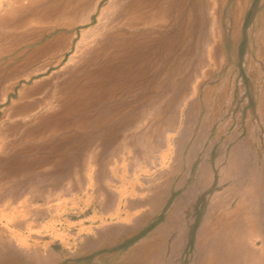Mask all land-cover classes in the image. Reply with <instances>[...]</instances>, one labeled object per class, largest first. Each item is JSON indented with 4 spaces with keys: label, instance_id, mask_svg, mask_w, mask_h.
Returning <instances> with one entry per match:
<instances>
[{
    "label": "rangeland",
    "instance_id": "374dc122",
    "mask_svg": "<svg viewBox=\"0 0 264 264\" xmlns=\"http://www.w3.org/2000/svg\"><path fill=\"white\" fill-rule=\"evenodd\" d=\"M30 2L0 25V264H225L246 215L264 254V0Z\"/></svg>",
    "mask_w": 264,
    "mask_h": 264
},
{
    "label": "bare ground",
    "instance_id": "6f19581e",
    "mask_svg": "<svg viewBox=\"0 0 264 264\" xmlns=\"http://www.w3.org/2000/svg\"><path fill=\"white\" fill-rule=\"evenodd\" d=\"M31 0H6L7 2V8L4 7V4L2 1H0V25H8V21L11 17V15L16 11L17 14L19 15L22 11H24V9L26 10L27 5L30 4ZM29 7V6H28ZM240 8V7H239ZM240 11V10H239ZM26 14V13H25ZM15 22V21H14ZM29 22V21H28ZM22 23V22H21ZM34 23V22H33ZM14 24V23H12ZM64 24V23H63ZM67 24V23H66ZM28 25V24H27ZM25 26L24 24H19L17 25V28L19 31H30L31 34L35 32V30L31 27V26ZM34 26V25H33ZM4 27V26H3ZM2 27V28H3ZM59 27H64V28H68L67 25H62ZM32 28V29H30ZM53 30H45L43 31V33L37 35L36 37L30 38L29 40L24 38L22 39V41L19 42L18 46L22 45L23 43H29V45L35 44L37 42H39L40 40H42V38L48 34L51 33ZM62 41V37L58 36L52 43H47L46 45H44L43 47H40L38 49L35 50L34 54H32L31 56H29L26 60L23 61L22 63V67H26L27 66H32L34 65L36 62L44 59V58H51L52 56L56 55V52L58 51V45L60 44V42ZM66 42V41H65ZM17 46V47H18ZM25 47V46H24ZM32 47V46H31ZM61 47V46H60ZM24 55V54H23ZM20 62V61H19ZM22 62V61H21ZM20 62V63H21ZM60 63V60L52 63L51 65H47L45 67L40 68L39 70H37L36 72H27L21 75L20 73V77H18L17 82L21 79L26 80H30L32 77L45 73L49 70L50 67L52 66H57ZM17 65V64H16ZM15 65V66H16ZM29 71V70H27ZM68 82L73 80V79H78L76 77V73L73 72V74H71L69 76V78L67 77ZM83 80V78H82ZM87 80L88 77H87ZM67 82V81H64ZM13 87H11L10 89H12ZM40 89V85H33L31 87H29L28 89H24L21 93H20V99L22 100V98L25 96L26 92L29 93H33V94H37L38 91ZM23 102V101H22ZM24 106V105H23ZM17 107V106H16ZM21 108V107H20ZM245 157V156H244ZM247 158V157H246ZM250 158V157H249ZM247 168V167H246ZM249 168V167H248ZM243 172V171H242ZM246 173V171H245ZM255 173V172H254ZM259 173V172H258ZM243 175V174H242ZM259 175V174H258ZM242 181V180H241ZM256 181V179H255ZM249 183V182H248ZM242 184V182H241ZM247 184V183H246ZM245 186V185H244ZM250 186V185H249ZM242 187V186H241ZM247 187V186H246ZM257 187V186H256ZM237 192V191H236ZM234 193V192H233ZM237 194V193H236ZM232 196V195H231ZM240 196V195H239ZM259 197V196H258ZM236 198V197H235ZM226 198H224L225 200ZM234 199V198H233ZM240 199V198H239ZM241 200V199H240ZM248 200V199H247ZM260 200V199H259ZM222 202V200H221ZM224 202V201H223ZM252 202V201H250ZM261 202V201H260ZM219 204V202H217ZM258 203V202H257ZM227 204V203H225ZM243 204V203H242ZM238 205L239 202H238ZM255 205V204H254ZM233 206V205H232ZM223 207V206H222ZM228 207V206H225ZM259 208V207H258ZM264 208V207H262ZM244 209V208H243ZM225 211V210H224ZM223 212V211H222ZM255 213V212H254ZM242 214V213H241ZM253 215V213H251ZM263 214V213H262ZM240 215V214H239ZM261 215V214H260ZM212 216V215H211ZM229 217H232V223L230 225H226L227 228H231L232 226H234L235 224V220L238 219V212H233V213H228ZM243 216V215H242ZM222 217V216H221ZM251 217V215H250ZM223 218V217H222ZM210 219V218H209ZM258 220V219H257ZM242 221V222H241ZM239 220L238 222H236V225L234 227L237 228V234H233L230 233L227 236L226 239V249L225 247L223 248V252L226 251L227 257L225 259V264H234L235 261L243 254H246V259H245V263L246 264H254V262L256 264H264V254L260 253L258 251V249H252L248 243L249 238L250 237H254L256 233L255 232V228L253 227L252 223L250 222V220H248L247 215L245 216V218H243V220ZM262 223V222H261ZM260 223V224H261ZM221 224V223H220ZM254 224V223H253ZM263 224V223H262ZM209 228V227H208ZM263 228V227H262ZM210 229V228H209ZM213 229V228H212ZM212 231V230H211ZM219 231V230H218ZM209 235V234H208ZM262 236V235H261ZM235 240V244L233 245L231 243V241ZM261 239V238H260ZM213 240V239H212ZM202 242V241H201ZM207 242V241H206ZM222 242V241H221ZM234 243V242H233ZM212 245V244H211ZM264 246V245H263ZM257 247V246H255ZM259 248V247H258ZM261 249V248H260ZM238 251V252H236Z\"/></svg>",
    "mask_w": 264,
    "mask_h": 264
},
{
    "label": "crops",
    "instance_id": "0c3cea01",
    "mask_svg": "<svg viewBox=\"0 0 264 264\" xmlns=\"http://www.w3.org/2000/svg\"><path fill=\"white\" fill-rule=\"evenodd\" d=\"M8 255H9V254H6V257H7ZM10 255H11L12 258L14 257V256H13V255H14L13 252L10 253ZM22 255H23V254H22ZM24 255H25V254H24ZM24 255H23V256H24ZM4 257H5V256H2V259H4ZM6 257H5V258H6ZM6 259L8 260V258H6ZM53 259H54V258H53V256H52V260H53ZM47 261L49 262L50 259H47Z\"/></svg>",
    "mask_w": 264,
    "mask_h": 264
}]
</instances>
